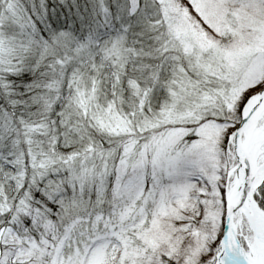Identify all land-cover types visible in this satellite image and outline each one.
<instances>
[{
	"label": "snow or ice",
	"instance_id": "6c2138e0",
	"mask_svg": "<svg viewBox=\"0 0 264 264\" xmlns=\"http://www.w3.org/2000/svg\"><path fill=\"white\" fill-rule=\"evenodd\" d=\"M0 264H264V0H0Z\"/></svg>",
	"mask_w": 264,
	"mask_h": 264
}]
</instances>
